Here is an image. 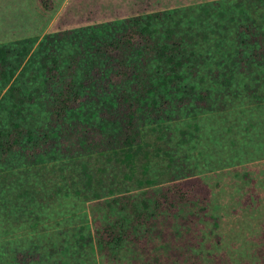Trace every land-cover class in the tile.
I'll use <instances>...</instances> for the list:
<instances>
[{
    "label": "rangeland",
    "instance_id": "1",
    "mask_svg": "<svg viewBox=\"0 0 264 264\" xmlns=\"http://www.w3.org/2000/svg\"><path fill=\"white\" fill-rule=\"evenodd\" d=\"M162 10L194 35V66L183 68L184 88L194 95L171 104L164 118L139 123L138 145L111 147V128L98 125L109 99L130 84H107L96 47L128 18ZM154 26L163 31L160 22ZM65 30L56 51L60 80L68 79L75 57L72 77L76 86L84 81L83 105L77 117L52 119L51 91L61 82L47 81L39 69L43 50L19 76L33 100L13 120L41 139L50 135L39 152L55 157L33 164L29 148L0 163V264H264V0H0V45L15 50L32 39L24 61L44 35ZM157 63L149 59L148 66ZM91 87L98 91L93 98ZM9 103L3 98L1 125L11 120ZM93 138L104 148L83 150ZM174 182L204 196L215 222L200 218L187 226L176 216L164 238L126 241L111 253L97 249L95 229L111 216L103 199ZM192 211L186 206L176 215Z\"/></svg>",
    "mask_w": 264,
    "mask_h": 264
},
{
    "label": "trees",
    "instance_id": "2",
    "mask_svg": "<svg viewBox=\"0 0 264 264\" xmlns=\"http://www.w3.org/2000/svg\"><path fill=\"white\" fill-rule=\"evenodd\" d=\"M157 22L164 25L163 31L158 32L154 26ZM126 23L118 33L103 40L95 50L101 57V63L107 67V84L113 85L114 81L120 80L130 84L128 88L120 90L116 97L109 99L98 125L101 129L111 128L105 144L124 149L139 144V123L164 118L166 109L171 104L185 103L194 95L192 88L185 89L183 84L186 78L183 68L193 65L190 64L192 52L188 53V50L190 43L194 42V35L183 29L180 17H174L169 10H162L135 15L128 18ZM68 34L65 30L61 35H44L25 61L26 44L31 43L32 39L20 40L22 45L15 50L0 45V105L3 98L7 97L10 101L8 114L12 115L9 123L0 124V163L8 155L27 152L29 148L31 151L27 156L33 164L44 162L47 156L55 157L52 151L39 152V144H42L43 139H50V135L44 133L41 139V135L35 130L13 120V117L21 116L22 109L33 100L32 93L26 90L25 85L18 83L19 76L42 50L39 69L43 70L47 81L61 82L59 88L51 91L52 119L60 123L67 116L77 117V111L83 105L85 93L81 88L85 84L81 81L76 86L72 77L77 66L73 56L65 70L68 79L60 80L61 63L56 52ZM12 55L14 59H11ZM149 59L156 60V66H148ZM244 59L240 57L241 62ZM91 63L94 67L98 65L97 61ZM85 79V83L93 82L90 76ZM3 86L7 87L1 94ZM91 88L87 93H91L90 98H93V94L98 91ZM196 98L199 102H204L206 96L198 93ZM83 132L84 135L89 133L87 129ZM81 147L86 151L90 148H104L103 143L95 138L82 143ZM205 202L204 196L187 189L183 182H174L156 189L147 188L138 195L121 193L110 199H103L101 205L111 216L95 229L97 249L103 253H111L126 241L143 244L144 240L151 241L152 235L164 238L166 230L172 224V218L176 216H180L181 223L187 226L200 218L215 222L216 217L206 213ZM186 206L196 208V212L176 215L178 210ZM173 232H178V229Z\"/></svg>",
    "mask_w": 264,
    "mask_h": 264
}]
</instances>
